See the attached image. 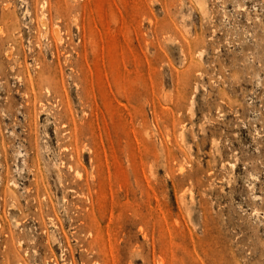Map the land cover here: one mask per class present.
I'll list each match as a JSON object with an SVG mask.
<instances>
[{
	"label": "rangeland",
	"instance_id": "rangeland-1",
	"mask_svg": "<svg viewBox=\"0 0 264 264\" xmlns=\"http://www.w3.org/2000/svg\"><path fill=\"white\" fill-rule=\"evenodd\" d=\"M0 264H264V0H0Z\"/></svg>",
	"mask_w": 264,
	"mask_h": 264
}]
</instances>
